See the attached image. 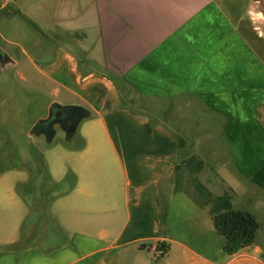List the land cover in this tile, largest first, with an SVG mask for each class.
Segmentation results:
<instances>
[{"label": "crops", "instance_id": "obj_1", "mask_svg": "<svg viewBox=\"0 0 264 264\" xmlns=\"http://www.w3.org/2000/svg\"><path fill=\"white\" fill-rule=\"evenodd\" d=\"M229 1L39 0L40 38L6 50L23 79L33 70L50 88L48 105L89 116L50 151L65 159L51 179L70 172L52 222L31 227L44 209L35 214L17 192L28 172L0 171L19 175L0 181V264H264L263 227L228 254L212 220L256 198L264 205V51L239 33ZM142 96L165 101L163 116ZM192 105L219 138L193 135L200 117L180 131ZM79 250L101 256L80 261Z\"/></svg>", "mask_w": 264, "mask_h": 264}, {"label": "rangeland", "instance_id": "obj_2", "mask_svg": "<svg viewBox=\"0 0 264 264\" xmlns=\"http://www.w3.org/2000/svg\"><path fill=\"white\" fill-rule=\"evenodd\" d=\"M45 4L42 1L43 7ZM38 6L39 0H16L15 3L14 0H11L8 7L0 9V32L2 33H0V45L6 49L7 46L12 47L9 41L22 44L24 42L23 40H25L24 44L28 47L32 45L34 39L40 38L37 26L39 16L37 11ZM227 6L231 8V14L236 22L239 33L255 43L257 48L263 52L264 44L259 43L255 37L260 35L259 37L264 39V0H230L227 2ZM42 19H45V17H42ZM32 48L29 47L31 51L33 50ZM117 81L119 86L123 87V83L118 79ZM135 96L140 99L139 95ZM142 97V105L149 108L156 115L159 113V117L163 116L160 112L167 107L165 101L157 100V98ZM52 99L53 96L50 94V88H45L41 85V81L35 71H31L30 80H25L22 78L21 68L16 61L14 64L7 62L6 66L1 69L0 171L12 169L23 170L26 173L28 172L29 176L32 171L34 177H37V181H40L41 175L40 173L35 174V171H39L41 174L45 172L49 174L51 170H54L57 173L65 159H59L52 155L50 151H54L53 149L55 151L60 150L61 142L66 144L65 133L55 125L56 133L51 142H47L43 134L31 133L34 123L39 118L46 116L49 107L48 104ZM180 108L178 109L179 114H181L182 110ZM185 114L187 116L186 122L180 129L183 134L189 135V126L186 123H190L193 118L198 119L200 117L198 125L192 130L193 135L197 137L208 135L210 139H214L215 137L219 138V134L221 133L218 128L220 126L218 124L216 126L209 124V117L200 113L197 105H192L189 109L186 108ZM68 142L66 145L70 144ZM216 167L220 169L221 164H216L215 167L214 165L212 166V168ZM18 176L15 172H7L5 173V177H2L0 181L8 183L18 178ZM68 181L69 178L63 183L64 186L69 184ZM19 184L22 183H18L16 187ZM39 186L42 187L40 183L30 184L27 182L26 185L20 186L19 189L21 191H27V188H31L34 199L40 200ZM19 194L21 195V193ZM53 201L44 209L43 215L40 216V221H35L37 217H31L34 220V222H31V227L34 224L43 227L44 222L41 220H44V216L48 222L53 221L50 219H53L54 216L51 213V204ZM261 201L262 199L260 198L254 199L250 205V210H252L261 223V227L264 228V205ZM35 202L39 205L36 207L37 210L35 212V214H38V210L42 205L36 200ZM260 203L261 205H259ZM33 214L31 213V216ZM3 218L5 217L0 215V221ZM49 238L52 239V237L46 235L45 239ZM100 256L84 254L83 250L77 251L74 255L80 261H98ZM146 260L147 258L142 261V264Z\"/></svg>", "mask_w": 264, "mask_h": 264}, {"label": "trees", "instance_id": "obj_3", "mask_svg": "<svg viewBox=\"0 0 264 264\" xmlns=\"http://www.w3.org/2000/svg\"><path fill=\"white\" fill-rule=\"evenodd\" d=\"M39 173L41 175L40 181H37V177H34V173L31 171L27 182L30 184L46 183L47 187L44 188L43 186H39L38 188L40 200L34 199V196L32 195L33 190L31 188H27V191H21V189H19L20 186L26 185L27 182L19 184L16 188L29 206L35 207L36 200L41 203L43 209H46L55 198L66 193L70 189L69 185L64 186L63 184L68 180L70 172H68L60 182H54L46 172L41 174V172L35 171V174ZM212 220L217 233L224 238L222 248L228 254L236 253L241 248L252 244L255 241L259 228L261 227V223L257 217L246 207H233L221 211L215 214ZM159 247H165V251L167 250V247L163 244H160Z\"/></svg>", "mask_w": 264, "mask_h": 264}, {"label": "water", "instance_id": "obj_4", "mask_svg": "<svg viewBox=\"0 0 264 264\" xmlns=\"http://www.w3.org/2000/svg\"><path fill=\"white\" fill-rule=\"evenodd\" d=\"M7 62L14 64L15 61L5 54ZM89 116V111L80 105L50 103L46 116L39 118L33 125L31 133L43 134L47 142H50L57 125L67 137L73 135L80 121Z\"/></svg>", "mask_w": 264, "mask_h": 264}, {"label": "flooded vegetation", "instance_id": "obj_5", "mask_svg": "<svg viewBox=\"0 0 264 264\" xmlns=\"http://www.w3.org/2000/svg\"><path fill=\"white\" fill-rule=\"evenodd\" d=\"M5 54L9 55V52L2 45H0V71L4 66H6L7 63Z\"/></svg>", "mask_w": 264, "mask_h": 264}, {"label": "built area", "instance_id": "obj_6", "mask_svg": "<svg viewBox=\"0 0 264 264\" xmlns=\"http://www.w3.org/2000/svg\"><path fill=\"white\" fill-rule=\"evenodd\" d=\"M156 253H157V255H163L164 254V249L160 248V247H157Z\"/></svg>", "mask_w": 264, "mask_h": 264}]
</instances>
